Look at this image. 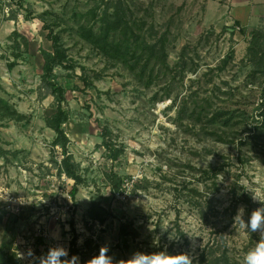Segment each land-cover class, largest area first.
Masks as SVG:
<instances>
[{"label": "rangeland", "instance_id": "374dc122", "mask_svg": "<svg viewBox=\"0 0 264 264\" xmlns=\"http://www.w3.org/2000/svg\"><path fill=\"white\" fill-rule=\"evenodd\" d=\"M10 5L0 0V98L21 118L0 119V264H40L53 247L68 250L74 235L81 248L90 239L91 256L107 247L113 264H128L134 254L151 250L194 260L215 242L236 264H244L261 239L259 230L251 236L235 217L243 208L247 223L264 207V135L251 132L260 121L262 80L249 74L250 30L229 22L226 0H24L21 7ZM117 6L144 33L151 27L167 33L173 71L146 85V79L139 80L90 42L82 27L97 30L104 10L111 13ZM11 15L16 18L10 20ZM44 24L59 36L67 56L52 78L64 91L68 151L83 178L74 198L73 180L58 176L52 163L62 156L59 148L53 150L55 133L46 124L56 101L40 88V50H52ZM229 50L234 57L223 65ZM180 57L186 64L179 69ZM195 102H207L209 115L191 117ZM105 128L122 149L114 161L101 144ZM211 130L248 136L243 145L237 139L220 142L208 134ZM222 161L215 188L199 181L198 168ZM110 170L123 181L116 194L105 178ZM234 180L251 198L235 210L229 191ZM193 188L211 200L204 217L193 205ZM90 206L107 211L104 222L87 216ZM121 223L136 229L137 236L120 237Z\"/></svg>", "mask_w": 264, "mask_h": 264}, {"label": "trees", "instance_id": "16d2710c", "mask_svg": "<svg viewBox=\"0 0 264 264\" xmlns=\"http://www.w3.org/2000/svg\"><path fill=\"white\" fill-rule=\"evenodd\" d=\"M8 6L13 3L15 6L21 7L24 0H5ZM15 15L9 17L10 20H14ZM100 25L97 30L93 28L82 27V32L89 36V40L92 44L98 47L109 58L118 60L126 68L129 69L139 80L144 81L146 79V85H149L159 77L165 76L167 73L174 70V67L168 63V36L167 33L162 32L157 34L150 28V31L143 32L142 27L134 20L130 21L124 16L122 10L120 11L117 6L113 12L108 13L104 10L100 17ZM44 28L48 30L47 38L51 42L52 50L48 51L41 49V56L43 59L42 75L40 77V88L43 90V94L51 95L56 101L55 112L46 119V124L50 127L55 136L51 142L53 150L55 148L60 149L62 158L58 159L53 157L52 163L56 169L58 176L65 175L67 178L73 180L71 189V197L74 198L78 192V186L82 184L83 178L79 173V166L76 163L68 151L69 138L63 128V125L68 121V113L62 106L64 100V91L62 87L58 86L53 80V70L56 66L61 65L67 58L65 49L60 43L58 35L54 34L51 27L44 24ZM231 34L235 29L231 27ZM16 32V31H14ZM17 34V33H15ZM247 60L251 63L252 69L250 75L255 79H261V94L260 101L263 102L262 107L258 111L257 119L259 123L251 128L253 137L263 134L264 135V29L256 28L251 29L249 32V41L247 46ZM234 57V51L229 50L222 59V64L226 65ZM186 64V59L180 57L176 63V68H182ZM177 72L178 69H177ZM170 97L169 94L166 95ZM208 107L207 102L202 104L195 102L191 109V117L195 116L197 119H201L203 116H208L209 112L206 111ZM21 118L20 113L12 107L9 102L3 98H0V119H17ZM212 119H209V121ZM214 137L216 141L220 142H232L237 139L239 145L244 144V138L241 133H235L230 135L225 132H219L218 130H211L208 133ZM236 135V136H235ZM241 136V137H240ZM102 145L109 154L111 161L117 160L122 153L121 148H116L111 142L108 129H104L102 134ZM225 162L222 161L216 165H208L206 168H198L196 170L197 177L201 182H209L214 188L217 185V177L223 173ZM194 169V168H193ZM105 178L109 184L110 190L113 194L120 192L123 186L122 178L113 170L105 172ZM232 200V209L235 210L239 203H250L251 198L245 192L243 185H240L237 180L232 182L229 189ZM193 194V205L198 210L199 215H205V207L211 208L210 198H201V193L197 188L191 189ZM107 211L100 206H90L87 211V216L100 223L105 221ZM118 235L122 238L131 236L136 237V229L128 225L127 223H121L119 226ZM251 236H256L251 232ZM250 236V241L252 237ZM77 236L74 235L70 240L68 248V259L75 255L79 257L78 264H87V262L94 256H91L88 252L90 239H86L83 247H78L76 244ZM161 250V249H160ZM160 253H163L162 251ZM147 254H156L155 250H151ZM2 261V257L0 259ZM0 261V263H1ZM235 258L230 254L227 249L221 248L216 242L205 245L197 257L193 260V264H236ZM5 264V263H4Z\"/></svg>", "mask_w": 264, "mask_h": 264}, {"label": "clouds", "instance_id": "9594fccd", "mask_svg": "<svg viewBox=\"0 0 264 264\" xmlns=\"http://www.w3.org/2000/svg\"><path fill=\"white\" fill-rule=\"evenodd\" d=\"M253 197L258 199L255 196ZM261 203L264 202L261 201ZM243 211V208L238 210L235 221L238 220L240 227L247 229L249 232H257L259 230L261 233L260 242L245 255L244 264H264V207L253 211L247 223L242 218ZM107 252L108 248L102 247L99 255L94 256L87 264H113V259L107 255ZM29 255H31V251H29ZM67 257V249L64 247H53L49 249L40 264H78L79 258L77 256L73 255L70 259ZM127 262L128 264H193L192 258L187 254L168 255L166 253H136Z\"/></svg>", "mask_w": 264, "mask_h": 264}, {"label": "crops", "instance_id": "0c3cea01", "mask_svg": "<svg viewBox=\"0 0 264 264\" xmlns=\"http://www.w3.org/2000/svg\"><path fill=\"white\" fill-rule=\"evenodd\" d=\"M226 2L230 23L239 25L244 31L264 26V0H226Z\"/></svg>", "mask_w": 264, "mask_h": 264}, {"label": "built area", "instance_id": "2783aa9c", "mask_svg": "<svg viewBox=\"0 0 264 264\" xmlns=\"http://www.w3.org/2000/svg\"><path fill=\"white\" fill-rule=\"evenodd\" d=\"M236 28L239 30L240 29L239 25L236 26ZM61 176H65V175H61ZM18 258H22V256L21 255H18Z\"/></svg>", "mask_w": 264, "mask_h": 264}]
</instances>
